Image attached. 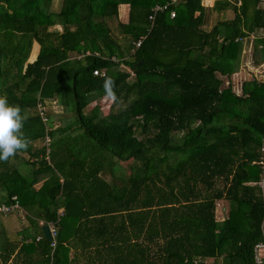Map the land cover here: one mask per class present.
<instances>
[{"label": "trees", "instance_id": "trees-1", "mask_svg": "<svg viewBox=\"0 0 264 264\" xmlns=\"http://www.w3.org/2000/svg\"><path fill=\"white\" fill-rule=\"evenodd\" d=\"M202 1L62 0L56 12L51 0H0V96L21 108L31 141L0 160V204L16 197L35 231L10 239L4 225L0 264H255L264 81L234 88L231 75L242 50L235 40L264 30V7L219 0L208 10ZM227 10L232 20L206 29ZM55 25L61 33L49 31ZM257 42L264 61V38ZM106 98L104 117L92 104ZM52 101L68 116L59 127ZM40 221L55 223L54 248Z\"/></svg>", "mask_w": 264, "mask_h": 264}, {"label": "crops", "instance_id": "crops-1", "mask_svg": "<svg viewBox=\"0 0 264 264\" xmlns=\"http://www.w3.org/2000/svg\"><path fill=\"white\" fill-rule=\"evenodd\" d=\"M61 1L62 0H51V6H52V9L54 11H56V12L59 11ZM215 1H219V0H203L202 5L206 9L209 10L214 5ZM228 1H230L233 4L235 0H228ZM238 4H239V2H238ZM260 6L264 7L262 3ZM118 12H119L118 14H119L120 21L123 23L126 22V18H127V14H128L127 6H125V5L119 6ZM211 15H212L211 16L212 19L209 22L210 23L209 28H211L217 21H229V20H232L234 18V13L232 10H227V11L222 12L220 14L214 13ZM49 31L61 33L62 27L60 25H55L53 27H50ZM262 38H264V30H258L256 32L251 33L248 37L242 39V42H238V43H241V49L242 50H241L239 64L237 66L236 72L231 75V80L233 81V83L235 85L234 88H237L238 85L240 86V84H242L244 81H253V80H257L259 82L264 81V61L262 59H260L259 52H257L261 48L260 44L257 41L259 39H262ZM238 39H240V38H238ZM256 46H257V48H256ZM38 52H39V45L36 42H34L33 47H32V51L30 53V56H29L27 62L32 63L33 61H35ZM244 76H247L248 78L245 79ZM242 78H244V79H242ZM245 106L246 105H243L242 108L236 107V110H240L241 112L242 111L245 112V110H244V109H246ZM19 172L21 173V171H19ZM30 173H31V171L25 176L29 177ZM219 208H220V210L218 213L219 214L218 217L222 220L223 218L227 217L228 209H229L228 203L225 201L219 202ZM39 225H40V222H39ZM3 231H4V229H3V226L1 225V222H0V232H1V240H2L1 245H0V250H3L4 247L6 246V238H5ZM27 231H28L29 235L35 234V231L33 230V228H31V230H27Z\"/></svg>", "mask_w": 264, "mask_h": 264}, {"label": "clouds", "instance_id": "clouds-1", "mask_svg": "<svg viewBox=\"0 0 264 264\" xmlns=\"http://www.w3.org/2000/svg\"><path fill=\"white\" fill-rule=\"evenodd\" d=\"M104 88L108 97L115 99L111 79L105 82ZM24 119L19 106H10L7 98L0 96V160L7 161L30 144L31 141L21 131Z\"/></svg>", "mask_w": 264, "mask_h": 264}, {"label": "rangeland", "instance_id": "rangeland-1", "mask_svg": "<svg viewBox=\"0 0 264 264\" xmlns=\"http://www.w3.org/2000/svg\"><path fill=\"white\" fill-rule=\"evenodd\" d=\"M206 29H210V28L207 26ZM10 54L11 53H9V55ZM2 69H4V67H2ZM244 78L246 79L248 77L244 76ZM244 78H242V79H244ZM3 81H5V79L4 80H3V78L0 79V83H2ZM111 103H112V101L110 99L106 98V99H101V100L97 101L96 103H93L92 106L96 105L97 107H99L101 115L105 117L108 115V113L110 111L109 106ZM234 108L236 109V107H234ZM237 108H240V107H237ZM46 109L48 111V114L51 116L50 121L52 122L54 127H59L60 125H62L63 124L62 119H68V116L64 113L63 108L56 101H52L51 104H48L46 106ZM42 145H43V143L38 142V143H36L35 148L41 147ZM24 157H25V159H30L28 156H24ZM17 165H18L17 168H19L18 170L21 171V174H23L24 176L27 175L32 169V167L30 165H27V164H24L21 162H19ZM126 167H128V166H126ZM39 185H37L35 187L37 188ZM219 210H220V208L218 205V213H219ZM6 216L7 215L0 216V222H1L2 226L5 225L7 227L6 229H7L8 234L6 233V235L7 236L9 235L10 239L15 238V233H17V232H22L24 230H31L32 227H30V224L28 223L27 218H25L26 216L24 214H22V215L13 214L11 216H7V217ZM3 222H4V224H3ZM23 228H25V229L23 230ZM0 234H1V232H0ZM18 237L21 238V236H18ZM5 238H6V236H5ZM207 263L212 264L213 261L208 260Z\"/></svg>", "mask_w": 264, "mask_h": 264}, {"label": "built area", "instance_id": "built-area-1", "mask_svg": "<svg viewBox=\"0 0 264 264\" xmlns=\"http://www.w3.org/2000/svg\"><path fill=\"white\" fill-rule=\"evenodd\" d=\"M260 2L263 4L264 6V0H260ZM165 7H160V6H156L155 8H153V11L156 13L157 11H162L164 10ZM175 14L173 12H171L170 17L174 18ZM151 21H153L154 16H151L149 18ZM143 39H139L138 41H136L135 48L138 49L142 43ZM236 42H242V40L240 39H236ZM113 61L117 62L116 59H113ZM93 75L96 77H100V78H104L105 77V72L104 71H99V70H95L93 72ZM41 108V107H40ZM42 109V108H41ZM39 109V111L41 110ZM42 114V111H40ZM46 142H48V139L46 140ZM261 152H262V159L261 161H259V164L262 165V173H261V180L257 183V186L259 189L262 190L263 193V198H264V136L262 137V146H261ZM12 203L9 205L6 204H0V215H9V214H24L26 216V212L20 207L16 197L12 198ZM63 211H59L57 214V221L58 222L60 220V218L63 216ZM40 225L43 226L44 223L40 221ZM49 228L50 231V235L52 237L51 240V247L54 248L55 247V236H56V226L55 223H47L46 224ZM41 240L40 236L36 237V241ZM254 262L255 264H264V241L262 243L257 244L254 247Z\"/></svg>", "mask_w": 264, "mask_h": 264}, {"label": "water", "instance_id": "water-1", "mask_svg": "<svg viewBox=\"0 0 264 264\" xmlns=\"http://www.w3.org/2000/svg\"><path fill=\"white\" fill-rule=\"evenodd\" d=\"M141 63H142V61L139 62L138 64H136L135 67H138ZM40 231H41V233H42V235H43V237H44V239L46 241H51L52 240V237L50 235V231H49V228H48L47 225H43L41 227Z\"/></svg>", "mask_w": 264, "mask_h": 264}]
</instances>
